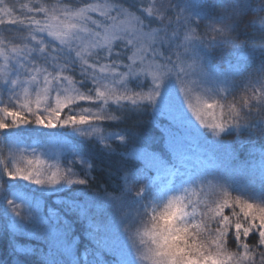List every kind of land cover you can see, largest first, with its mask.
<instances>
[{"label": "rangeland", "instance_id": "rangeland-1", "mask_svg": "<svg viewBox=\"0 0 264 264\" xmlns=\"http://www.w3.org/2000/svg\"><path fill=\"white\" fill-rule=\"evenodd\" d=\"M153 1L156 3V10H165V8L168 7V1L167 4L165 3L166 6L163 0H161V4L159 0ZM18 3V0H13V2L12 0H3V3L0 4V16H3L6 21L4 24L0 25V32L1 27L8 24V17L5 15L7 9L11 8L13 10L14 17L22 20L25 19V14L28 13L21 12L19 15L17 11L19 9H21V11L24 10V6ZM106 3L113 4L108 0H89L81 8L71 9L68 6H63L56 2H52V4L44 3L38 9H47V12L38 11V9H35V11H28L33 14V17H29L26 24H29L32 20H39L43 23L48 20L49 14H54L60 19H64L65 11H79L83 8L93 7L96 8V11H89L87 15L92 21H96L97 24L108 26L110 24L108 17L115 16L116 13L110 11L108 8H104L103 6ZM190 5L191 4L182 5L181 8H186L189 12H192L194 6L192 5L191 7ZM119 6L123 8L122 5ZM123 9L127 15L120 16L118 23H124L126 26H129L126 22L136 18L146 25L136 13L125 8ZM26 10H29V8H26ZM102 13H107V15ZM23 14L25 15L24 17L21 16ZM179 25L181 26V33L179 35H170L174 37L173 41L158 49L161 56L170 57L172 63L168 66L171 71L164 77L163 84L159 89V95L156 100L150 101L148 99H141V97H147L153 92V75L151 71L146 72L143 70L140 57L136 55L139 49L134 46V44H129L126 41H115L111 46L110 52L106 49H97L96 54L89 55L86 49H80L81 57H76L75 63L65 64L64 58L61 57L57 62L58 68L56 71H54L52 67L44 64L43 61H35V67L47 68L48 72L51 73L49 76L51 83L48 85L50 89L48 98L45 99L41 96L40 106L37 108V93L40 92L43 85L41 84L34 88L32 84H26L25 87L17 89V98L12 102L15 107L9 104L10 94L0 89V100L3 101V103H0V107H9L10 111H19L31 119V115L20 107L21 104L25 103L24 92L26 88L28 100L31 102L30 106L37 111L38 114L47 115V113L44 112V108L48 105L55 107L57 92L63 93L64 88L72 86L84 95H92L94 100L92 102L78 101L77 104L65 108L61 113V119L71 114L70 109H74L78 113L82 108H88L92 112H100L103 110L109 114L105 107L106 104H102V108H93L91 105L93 103H104L102 100L95 99V97L98 91L105 90L97 81L107 76L108 79L103 80V85L114 88L118 95L125 96L123 100L116 101L115 99H110L108 103H131V101L127 99V96H132L133 99L136 100V105L146 104L150 106V112L155 114L156 119L159 117L165 119V124H162V129H165V132L168 134L167 145L170 151L177 156V159L184 163L183 168L187 175L182 179H176L175 176L177 174L182 176L184 171L179 173V169L176 167L174 169L171 167L168 170V181L162 184L163 195H160V202L174 196L183 197L189 190L195 192L193 190L194 185L199 183L207 170L211 171L213 168L210 162L203 159V157H207V155H205L207 147L204 146V144L210 142V139H212L209 136L210 134L218 135L220 131L217 132L219 129L217 128L215 130L210 127V125H222L224 119L227 118L226 109L228 107H233L224 104L221 99L223 98V94L227 91V86L230 84L231 78L227 76L229 72H225L224 76L216 73L209 64V59L206 56L205 50L198 45L194 49V52L189 54L191 59L188 57L184 45L186 36H190V34L181 24ZM88 27L100 31L103 36L102 29H95V26L91 23H89ZM30 29V31L27 29L24 33L17 32V35H20V39H22L20 40L17 37L16 43L18 44L10 42L9 46H5V42H0V52H2V55H0V73L7 75V73L12 70L11 64L16 61L18 56L23 54L25 46H34L35 42L30 41L29 38L31 35L35 34V28L32 27ZM149 30L157 31L156 29L145 28V31ZM44 39L45 43H47L52 38L44 37ZM50 47L59 49L61 46L57 41L52 43ZM14 49L16 51H14ZM73 57H75V50H73ZM157 62L164 63L163 60H158ZM198 64L202 67V71H200ZM128 65H132L136 69L135 77L129 78ZM17 71H19V69H17ZM28 71L36 75L37 80H41V74L33 73L31 68H28ZM227 71H232V66ZM57 76L66 79H54V77ZM93 77L97 79L94 80L92 79ZM19 78L25 81L28 79L23 75ZM68 81L71 82V85H69ZM57 83H60L62 87L57 89ZM208 104H212L214 107L207 108L206 105ZM79 105H81L82 108L76 109ZM197 111L201 113L200 117H197ZM201 119L204 123H201ZM8 122H10V118ZM96 122L97 121H93L94 124ZM22 127L24 126L20 128ZM31 127H37L40 131L48 129L34 124L31 125ZM20 128L4 130L8 135V138L4 140V155H7L5 159L9 165L8 173L12 172L16 175L17 169H19L21 173L20 175H16L15 179L11 178L7 173L9 181L12 182L11 185L15 182L21 189H27L28 191L24 192V190L18 191L12 189L10 186H7V182L6 185L3 186L0 180V211L7 217L11 229L17 233L26 234L40 241L47 242L51 249L50 254L53 256L60 255L58 251L61 250L64 254L72 258L75 256V249L68 244L69 237L65 231L67 229L65 221L60 219V215L58 216L50 213V211H52L51 206L47 208L48 210L43 207L44 201L51 200L53 202L52 205L58 208L63 207L68 215L76 214V217H85L86 219L92 213H96L98 207H102L103 203H105L109 206L105 207L104 220L100 223V229L97 233L99 244L102 246L103 250H107L116 255L118 261L114 264H138L137 257L123 230L124 225L131 217H122L121 208L118 209L116 204H112L102 197L90 196L88 199L84 198L81 200L82 195L80 192H75L74 187L81 184L79 181L83 180V178L76 169L73 160H77L75 163L78 162L77 165L80 164L83 169L89 168V165L81 157H77L78 154L72 149L71 144L62 137L55 136L42 142L40 145L33 142V144H35L34 147H29L28 144L22 145L21 138L14 134L16 130ZM63 128L67 127L58 125L50 129L60 132L63 131ZM74 128L78 129L80 133L91 132L94 125L77 126ZM70 153L73 154L72 157ZM68 156L71 157L70 160L67 159ZM153 159L154 158L151 160ZM196 162L197 165L194 167ZM156 163L158 164L157 170L160 171L162 166L159 161ZM152 166H154V164H152ZM259 168L261 170L262 167ZM37 171L42 173V178L46 181L52 179L53 174H55V178L59 180V183L38 185L34 183L33 180L22 179V175H35ZM211 174H216L215 164ZM219 178L204 179L203 184L199 185L197 192L203 195L210 192L219 193L221 197L219 199L220 201H216V207L222 201L228 200L229 205L225 208L234 207L235 209L237 208L238 211H241L237 200L241 203L250 201L243 198L228 199L225 195L226 192H228L226 190L227 185ZM69 180H71L72 183H69ZM63 198H68L69 200H64ZM47 212L50 213V215H48ZM96 229H98V226L95 227V230ZM72 263L75 264L74 262Z\"/></svg>", "mask_w": 264, "mask_h": 264}, {"label": "trees", "instance_id": "trees-1", "mask_svg": "<svg viewBox=\"0 0 264 264\" xmlns=\"http://www.w3.org/2000/svg\"><path fill=\"white\" fill-rule=\"evenodd\" d=\"M88 1L18 0L24 6V10L19 9L17 13L19 15L21 12L28 13L25 14L26 16L21 15L25 16L26 24L29 17H33V14L28 11H35L44 3L56 2L75 9L81 8ZM108 1L122 5L123 8L136 13L148 29L164 28L169 35L181 33L178 16L164 9V12L156 10V3L153 0ZM163 1L165 6L167 1L168 6L170 4L174 6L175 3L178 7L189 4L191 7L194 6V10L190 13L201 21L200 27L196 28L197 35L205 36L207 32V35L212 37V41L207 45L198 44V46L205 50L209 64L216 73L224 76L225 72H229L227 76L231 78L227 91L221 99L224 104L233 107L226 109L227 118L224 119L222 125L224 128L230 124L235 125L220 131L218 135L210 134L212 139L204 144L207 147L206 151L204 150L207 157L205 156L203 159L210 162L213 168L215 164L216 174H211L213 168L211 171L207 170L199 183L194 185L195 192L189 190L186 195H183V198L191 199L194 203L199 204L200 208H203L202 200L208 193L203 195L197 192L199 185L203 184L204 179L220 177L219 179L227 185L228 192L225 195L228 199L243 198L264 206V72L260 71L264 66V50L259 49L262 42L258 35L254 34V26L248 25L246 18L238 17L235 21L232 19L226 21L228 24L236 23L233 28L234 32L231 34L234 43L222 40L215 33L206 29L207 24L221 22V0ZM223 2L227 3L228 0H223ZM259 10L255 5H250L247 14L254 15ZM220 26L217 24V27ZM26 30L20 24H6L1 27L0 42H5V46H9L10 42L18 44L16 41L17 37L20 39V35H17V32L24 33ZM231 66L232 71H227ZM102 104L104 103L91 105L93 108H102ZM105 107L111 116L118 117V119L97 121L94 127L101 130L99 133L84 135L72 126H67L60 132L50 128L40 131L37 127L32 128L31 125H27L16 130L14 134L21 138L22 145L28 144L29 147H34L35 144L40 145L55 136H60L71 144L72 149L78 154L77 157H81L89 165V168L83 169L80 164L77 165L78 162L75 163L77 160H73L76 169L85 180V183L74 187L75 192H80L82 195L81 200L97 196L117 205L113 194L124 193L123 204L120 207L122 211L125 207H143L145 202L159 203L160 195H163L162 184L168 181V170L171 167L172 169L176 167L179 169V173L184 171L182 176L177 174L176 179H182L187 175L183 168L184 163L177 159V156L170 151L167 145L168 134L165 129H162L165 119L163 117L156 119L155 114L150 112V106L146 104L133 106L129 102L107 103ZM79 108H82L81 105L76 109ZM230 109L234 110L232 116H228ZM6 133L4 130H0V180L3 186L7 182V186L12 189L28 192L27 189H21L15 182L11 185L12 182L9 181L7 175L9 165L5 159L7 155H4V140L8 138ZM121 136L125 137L123 141L119 139ZM72 156L73 154H71ZM71 157L68 156L67 159L70 160ZM152 158L155 159H153L155 162L151 160ZM157 161L162 166L160 171L157 170ZM196 165L197 162L194 167ZM259 167H262V171ZM129 182L146 186L147 190L142 197L137 198L127 191ZM211 194L209 200L212 202V207L216 208L215 203L220 201L221 196L216 192ZM63 199L69 200L68 198ZM52 204L51 200H47L44 201L43 207L47 209L51 206L50 213L60 215V219L65 221L67 227L65 231L69 237L68 244L75 249V256L71 258L61 250L58 251L60 255H51V249L47 242L13 231L7 217L0 211V264H73L72 262L76 261L75 264H114L118 261L116 255L102 249L97 237L100 223L104 220L105 207L109 205L103 203L102 207H98L96 213L87 215L86 219L85 217H76V214L68 215L63 207L58 208ZM234 211L240 213L234 207L224 208L223 213L230 217L233 224L236 219L232 214ZM50 213L47 212L48 215ZM240 218L243 222L242 214ZM94 226H98V229L95 230ZM257 240L258 237L255 233L247 238V242L252 246L256 245ZM226 244L231 249L240 251L235 246L232 230L226 237Z\"/></svg>", "mask_w": 264, "mask_h": 264}, {"label": "snow or ice", "instance_id": "snow-or-ice-1", "mask_svg": "<svg viewBox=\"0 0 264 264\" xmlns=\"http://www.w3.org/2000/svg\"><path fill=\"white\" fill-rule=\"evenodd\" d=\"M2 3L3 0H0V4ZM250 5H255L260 10L254 15H248L247 9ZM103 7L116 13L115 16L108 17L110 20L108 26L97 24L96 21H92L87 15L89 11H96V8L93 7L83 8L79 11H65L64 19H60L54 14H49L47 21L42 23L39 20H32L29 24H25L24 20L14 17L11 8L7 9L5 15L8 17V24L24 25L25 29L35 28V34L29 38L30 41L35 42L34 46H25L23 54L18 56L16 61L11 64L12 70L7 75L0 73V89L10 94L9 104L15 107L12 102L17 98V89L25 87L26 84H32L34 88L41 84L43 85L40 92L37 93V108L40 106L41 96L45 99L48 98L50 94L48 85L51 83L49 76L51 73L48 72L47 68L35 67V61H43L44 64L52 67L56 71L58 68L57 62L61 57L64 58L65 64L75 63V58L81 57L80 49H86L89 55L96 54L97 49H106L110 52L111 46L115 41H126L129 44H134L139 49L136 55L140 57L143 70L146 72L151 71L153 75V92L147 97H141V99L156 100L164 77L171 71L168 66L172 63L171 58L161 56L158 49L164 47L165 44H169L173 41L174 37L170 36L164 28L157 31H145L147 26L136 18L126 22L129 26H126L124 23H118L120 16L127 15L125 10L118 4L106 3ZM165 10L179 16L178 23L190 34V36H186L184 45L185 52L189 58V54L194 52L198 44L207 45L208 42L212 41V37L208 36L207 32L205 36L197 35L196 28L200 27L201 21L193 16L186 8L178 7L175 3L174 6L170 4ZM38 11L47 12V9L41 8ZM102 14L107 15V13ZM220 17L221 22L207 24L206 29L215 33L218 38L234 43L231 34L234 32L233 28L236 23L228 24L226 21L229 19L235 21L238 17L246 18L248 25L251 24L254 26V34L258 35L262 42L259 49L264 50V0H228L227 3L221 0ZM5 22V18L0 16V25ZM89 23L94 25L95 29H102L103 36L100 31L89 28ZM217 24L221 26L217 27ZM44 37H51L52 39L45 43ZM57 41L61 46L59 49L50 47L52 43ZM73 50H75V57H73ZM14 51L16 50L14 49ZM0 55H2V52H0ZM158 60H163L164 63H158ZM198 67L202 71V67L199 64ZM28 68H31L33 73L41 74V80H37V76L30 73ZM127 69L129 78L136 76V69L132 65H128ZM260 71L264 72V66H262ZM21 75L26 76L28 79L26 81L21 80L19 78ZM54 79L61 80L66 78L57 76ZM92 79L96 80L97 78L93 77ZM104 79H108V77H102L97 81L105 90L98 91L95 99L102 100L104 104H107L110 99H115L116 101L125 99V96L118 95L114 88L103 85ZM68 83L71 85L70 81ZM61 87L62 85L60 83L56 84L57 89ZM24 95L25 103L21 104L20 107L28 112L32 118L29 119L28 116L23 115L19 111H10L9 107H0V130H9L33 124L45 128H54L58 125L61 127L91 126L95 125L93 121L118 119V117L111 116L103 110L100 112H92L88 108H82L78 113L74 109H70L71 114L61 119V113L65 108L77 104L78 101L92 102L94 100L92 95H84L72 86L64 88L63 93L57 92L55 107L48 105L44 108V112L47 115L38 114L30 106L31 102L28 100L26 88ZM127 99L131 101L133 106L136 105V100L132 96H127ZM0 103H3V101L0 100ZM206 107L212 108L214 105L208 104ZM196 115L200 117L201 113L197 111ZM9 118L10 122H8ZM201 123H204L202 119ZM210 127L213 129L218 128L220 131L224 130L223 125L220 124H213ZM99 132L101 130L94 127L91 132H84L83 134L92 135L93 133ZM119 139L123 141L125 137L121 136ZM20 174V170L17 169L16 175ZM8 175L13 179L16 178V175L12 172H9ZM22 179L33 180L34 183L40 185L45 183H59V180L55 178V174H53L52 179L46 181L42 178L40 171H37L35 175H22ZM69 183H72V181L69 180ZM79 183H85V180H80ZM237 203L241 211L240 213L233 212V216L236 217L234 224L229 216L223 214L224 208L229 205L228 200L223 201V203H220L216 207L219 222L216 227L223 229L222 235L225 242L229 231L232 230L234 232L235 246L240 249L238 252L243 259V264H264V216H260L256 211L260 210L264 212V206L251 202L241 203L239 200H237ZM241 214L244 218L243 222L240 218ZM253 233L258 237L255 246L247 242V238Z\"/></svg>", "mask_w": 264, "mask_h": 264}, {"label": "clouds", "instance_id": "clouds-1", "mask_svg": "<svg viewBox=\"0 0 264 264\" xmlns=\"http://www.w3.org/2000/svg\"><path fill=\"white\" fill-rule=\"evenodd\" d=\"M233 111L230 109L228 116H232ZM146 190L145 185L134 182L127 185V191L137 198ZM124 195L113 194L118 209ZM211 195L206 194L202 200L203 208L181 196L160 203L145 202L143 207H125L121 215L131 219L123 230L138 264H243L240 253L224 241L223 229L214 227L219 222L217 210L209 200ZM256 211L264 216V212Z\"/></svg>", "mask_w": 264, "mask_h": 264}]
</instances>
